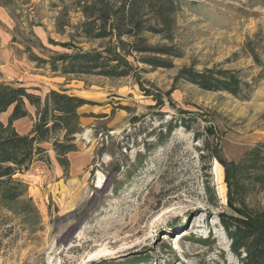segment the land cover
I'll return each instance as SVG.
<instances>
[{"label": "rangeland", "instance_id": "obj_1", "mask_svg": "<svg viewBox=\"0 0 264 264\" xmlns=\"http://www.w3.org/2000/svg\"><path fill=\"white\" fill-rule=\"evenodd\" d=\"M173 1L172 39L146 36L173 49L163 57L173 68L150 67L142 60L155 56L134 53L138 78L110 79L63 76L30 60L66 53L68 43L84 51L109 45L83 36L89 0H0V82L92 102L79 110L68 172L49 144L48 160L22 177L40 230H23L0 211V264H241L220 223L234 215L224 169L206 142L229 161L264 145V0ZM184 67L238 72L244 98L176 80ZM141 85L160 93L164 107L150 109L156 102ZM181 115L190 128L161 144ZM32 125L22 119L16 129L26 134ZM250 203L264 207L262 196Z\"/></svg>", "mask_w": 264, "mask_h": 264}, {"label": "trees", "instance_id": "obj_2", "mask_svg": "<svg viewBox=\"0 0 264 264\" xmlns=\"http://www.w3.org/2000/svg\"><path fill=\"white\" fill-rule=\"evenodd\" d=\"M175 12L173 0H89L82 11L86 18L83 36L90 40H108L109 45L100 50L84 51L68 43L63 45L68 50L66 53H57L48 60L38 57L30 60L48 65L51 72L63 76L138 78L140 70L130 61L134 53L155 56L143 59V64L171 69L172 62L163 57L174 56L173 49L149 45L146 36L172 39ZM176 80L208 92H226L244 98L243 84L236 71H196L184 67ZM141 88L156 102L150 109L164 107L160 93L154 94L143 85ZM91 104L67 92L49 91L42 96L22 85L0 83V211L11 214L23 230L38 232L42 219L29 195V185L22 177L35 161L48 160L49 144L59 165L68 172V155L78 150L76 135L81 133L80 119L85 117L79 110ZM22 119L33 122L27 134H21L15 127ZM187 120L181 115L179 120L168 123L166 133L159 135L160 143H165L179 126L189 129ZM131 121L137 123L138 117ZM206 146L211 158L224 169L227 205L234 212V215L220 218L230 250L241 264H264V207L250 203L256 195L264 199V145L248 150L239 161L227 160L219 148L210 149L209 142ZM202 243L206 244L207 240Z\"/></svg>", "mask_w": 264, "mask_h": 264}, {"label": "crops", "instance_id": "obj_3", "mask_svg": "<svg viewBox=\"0 0 264 264\" xmlns=\"http://www.w3.org/2000/svg\"><path fill=\"white\" fill-rule=\"evenodd\" d=\"M0 83H3V82H0ZM8 84V83H7ZM17 86H19V85H17ZM22 86H24V85H22ZM19 122V121H18ZM18 122H16V123H18ZM16 123H15V127H16ZM31 130V129H30ZM30 130H29V132H30ZM28 132V133H29ZM27 134V133H26Z\"/></svg>", "mask_w": 264, "mask_h": 264}]
</instances>
